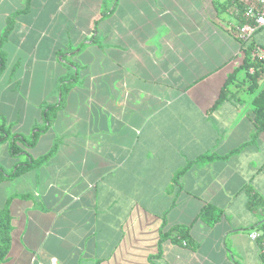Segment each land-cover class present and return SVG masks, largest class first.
Masks as SVG:
<instances>
[{
  "label": "crops",
  "instance_id": "0c3cea01",
  "mask_svg": "<svg viewBox=\"0 0 264 264\" xmlns=\"http://www.w3.org/2000/svg\"><path fill=\"white\" fill-rule=\"evenodd\" d=\"M243 3L0 0L10 135L33 137L74 79L26 155L0 141L5 173L53 149L0 182V264H264V25L241 44Z\"/></svg>",
  "mask_w": 264,
  "mask_h": 264
},
{
  "label": "trees",
  "instance_id": "16d2710c",
  "mask_svg": "<svg viewBox=\"0 0 264 264\" xmlns=\"http://www.w3.org/2000/svg\"><path fill=\"white\" fill-rule=\"evenodd\" d=\"M243 21H244V17H243ZM11 26H12V21L8 20L7 27L4 29V31L0 35V73L4 69L5 61H6L5 53L2 49V47H3V43H4L7 35L11 29ZM252 67L254 68V72L251 74L253 77L256 75V72L258 70L264 71V63H261L258 61L256 63H252ZM72 78H74V77H72ZM73 81H74V79L73 80L68 79V80H65L64 82H61L60 88H59V90H60V102H58L56 105H46L45 106V109L43 110V114H42L44 124H43V126L37 128L33 137L25 138L23 136H11L10 131L8 130V128L5 127L4 123L3 122L0 123V141L10 139L9 152L12 156H17L20 154L26 155V153L24 152V150L22 149L21 146H26V147L28 146L29 147V146L33 145L35 140H36V136L38 134H40L41 132H44L46 130L48 125L52 122V120L55 116L56 110L61 106L62 100H63L64 96L66 95L67 91L69 90L70 86L72 85ZM222 95L223 94H221V96L219 97L218 100H220L222 98ZM218 100H217V102H218ZM259 103H261V104L264 103V91L257 98H255V105H257ZM261 110H262L261 106L256 107L257 115H259L261 113L260 112ZM256 118H257V116H256ZM256 125H257V131H258L261 127V124L258 121H256ZM254 135H256V133ZM52 152H53V149L37 160L26 159L27 161L25 162V164H22V163L19 165L17 164L15 167V170L10 172V173H5V171L0 167V182L3 180H6V179H11L14 176L18 175L19 173H21L22 171L30 168L31 166L37 165V164L45 161L49 156H51ZM212 157L213 156H211V155H205L203 159L206 161V160H210ZM183 171H184V169H181L180 171H178L175 175V178L177 179L179 176H181ZM9 231H10V217H9L8 211H7V209L0 210V260L3 258V256L5 255V253L7 251V247L9 244V240H8ZM169 234L170 233L168 231L162 232L160 234L159 241H162L163 239L168 238Z\"/></svg>",
  "mask_w": 264,
  "mask_h": 264
},
{
  "label": "built area",
  "instance_id": "2783aa9c",
  "mask_svg": "<svg viewBox=\"0 0 264 264\" xmlns=\"http://www.w3.org/2000/svg\"><path fill=\"white\" fill-rule=\"evenodd\" d=\"M244 21L236 27V37L241 44L246 43L252 34L264 25V0H244ZM253 53L258 58H264V51L259 47L253 48ZM252 239H259L261 254L264 260V231L252 230L249 232Z\"/></svg>",
  "mask_w": 264,
  "mask_h": 264
},
{
  "label": "rangeland",
  "instance_id": "374dc122",
  "mask_svg": "<svg viewBox=\"0 0 264 264\" xmlns=\"http://www.w3.org/2000/svg\"><path fill=\"white\" fill-rule=\"evenodd\" d=\"M6 62V61H5ZM3 122L2 120H0V123ZM4 123V122H3ZM5 127L7 126L6 123L4 124ZM8 128V127H6ZM9 130V128H8ZM28 138H30L28 136ZM21 162H26V159L24 157H22V159H20ZM11 162H13L12 158L4 152V150H2V148L0 149V165L4 168V170H9V164H11Z\"/></svg>",
  "mask_w": 264,
  "mask_h": 264
}]
</instances>
